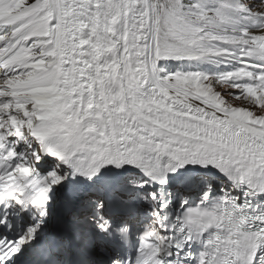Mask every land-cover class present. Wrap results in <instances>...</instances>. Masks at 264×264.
<instances>
[{
	"label": "snow or ice",
	"instance_id": "6c2138e0",
	"mask_svg": "<svg viewBox=\"0 0 264 264\" xmlns=\"http://www.w3.org/2000/svg\"><path fill=\"white\" fill-rule=\"evenodd\" d=\"M0 264H264V0H0Z\"/></svg>",
	"mask_w": 264,
	"mask_h": 264
}]
</instances>
